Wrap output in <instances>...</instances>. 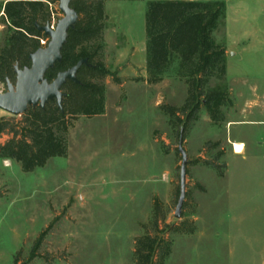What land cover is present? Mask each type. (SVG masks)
<instances>
[{
    "label": "rangeland",
    "instance_id": "rangeland-1",
    "mask_svg": "<svg viewBox=\"0 0 264 264\" xmlns=\"http://www.w3.org/2000/svg\"><path fill=\"white\" fill-rule=\"evenodd\" d=\"M45 5L54 28L63 16L58 0ZM146 9L147 0L104 1L108 17L98 59L120 83L111 75L102 80V115L71 121L66 156L51 158L30 173L0 159V264H134V239L154 198L165 223L172 225L165 264H264V30L253 38L239 36L247 29L242 25L250 23L248 13L237 36L227 38L237 53L227 59L226 77H213L206 87L226 91L231 104L220 108L219 123L201 107L182 136L185 197L176 219L180 127L176 118L170 123L165 108L182 107L186 85L176 77L173 56L162 80L146 83L147 74L129 68L127 54L116 53L115 42L121 41L111 27L140 37ZM257 24L264 29L263 22ZM5 33L0 19V49ZM211 37L216 45L224 42L221 26ZM47 42L40 40L43 47ZM137 60L146 62V53ZM5 91L0 82V93ZM253 92L260 101L253 100ZM0 118L11 124L22 120L3 111ZM9 138L1 135L0 143ZM235 141L244 143L238 155Z\"/></svg>",
    "mask_w": 264,
    "mask_h": 264
},
{
    "label": "trees",
    "instance_id": "trees-1",
    "mask_svg": "<svg viewBox=\"0 0 264 264\" xmlns=\"http://www.w3.org/2000/svg\"><path fill=\"white\" fill-rule=\"evenodd\" d=\"M44 1V2H43ZM52 0H10L0 4L2 20L6 23L4 45L0 49V82L14 84V66L29 67V55L43 47L46 39L35 25L49 24L48 6ZM105 0H71L70 6L77 14L74 27L67 32L61 50V62L48 70L45 78L51 81L56 74L86 59L77 73L78 83L67 80L62 86L64 96L61 108L55 100L43 108L35 107L21 115L19 124L0 118V136L10 138L0 143V159L20 165L22 172L30 173L43 167L55 157L67 154L66 135L77 117L100 116L105 109V87L102 80L111 75L120 80L99 60L103 48V29L106 21ZM223 1L148 0L145 14L146 73L148 84L162 80V72L171 57L176 58V77L186 85V98L179 110L167 107L166 113L176 118L182 136L188 126L197 120L204 108L210 120L222 122L220 108L230 105L228 94L220 88H207L208 81L225 75V51L214 44L211 33L223 17ZM179 115V116H178ZM178 193V191H177ZM162 224V228L160 227ZM141 235L134 239V264H165L170 252L166 236L172 225L165 223V215L157 198L146 223L141 224ZM43 233L36 238L30 259L39 248ZM16 262V259H14Z\"/></svg>",
    "mask_w": 264,
    "mask_h": 264
},
{
    "label": "water",
    "instance_id": "water-1",
    "mask_svg": "<svg viewBox=\"0 0 264 264\" xmlns=\"http://www.w3.org/2000/svg\"><path fill=\"white\" fill-rule=\"evenodd\" d=\"M71 0H58V10L63 15L55 27L49 24L38 26L37 30L48 39L45 47L37 49L29 55L30 66L19 69L14 66L15 82H7L6 91L0 93V111L12 116L24 114L28 108H43L51 100H55L61 108L64 96L62 86L69 80L78 83L76 73L82 65H88L86 59H80L71 68L60 71L55 78L48 81L45 74L55 64L61 62V50L66 42L67 32L77 21V14L70 6ZM182 129L178 138V152L181 156L179 171V194L174 210V218H180L181 208L185 197L186 154L182 148Z\"/></svg>",
    "mask_w": 264,
    "mask_h": 264
},
{
    "label": "crops",
    "instance_id": "crops-1",
    "mask_svg": "<svg viewBox=\"0 0 264 264\" xmlns=\"http://www.w3.org/2000/svg\"><path fill=\"white\" fill-rule=\"evenodd\" d=\"M10 1V0H0V4H4L5 2ZM111 1V0H107ZM197 1H211V0H197ZM212 1H223L225 4V11L223 14V17L218 20L216 23L217 26H221L222 31L225 35V40L224 42L220 44H215L218 47H222L225 51V75L228 72V63L227 59L228 57H234L235 54L237 53L236 51H232V46L235 44H229L227 41V38H233L235 37V34L237 36L236 32L240 31L239 36H247L252 38L257 35L256 33L258 31L264 30V29H259L263 27V24L259 25L260 27L258 28L257 21H261L264 23V0H212ZM107 3V2H106ZM105 3V5H106ZM148 4V0H147ZM250 14V23L246 24L244 23L242 25V22L245 21L247 18V14ZM146 14V11H145ZM257 14V15H256ZM106 15V14H105ZM107 16V15H106ZM255 16V17H254ZM257 16V19H256ZM2 17V10L0 9V19ZM108 17V16H107ZM109 20V18H108ZM110 22V20H109ZM111 25V23H110ZM242 25V27H245L247 29H242L239 30V26ZM112 31L115 35V38L117 41H121L120 44L115 42V51L117 54H127L126 59L128 61V67L131 69H141L143 70L145 76H146V62L139 63L137 60L138 54L144 55L146 53V30H145V15L143 18V24H142V34L140 37L133 38L132 35L129 33V31H118L115 26L111 25ZM214 28V29H215ZM114 29V30H113ZM213 29V30H214ZM239 30V31H237ZM246 30V31H245ZM213 32V31H212ZM264 32V31H263ZM129 33V34H128ZM212 34V33H211ZM244 45L246 44L245 42L237 43L236 45ZM244 47V46H243ZM243 49V48H241ZM118 56V55H117ZM143 77L144 80L146 77ZM253 100H258L260 101V97L253 92ZM257 106H261L260 102L256 104ZM244 111V110H243ZM255 123V122H254ZM232 143H241L244 146V143L241 141H235Z\"/></svg>",
    "mask_w": 264,
    "mask_h": 264
},
{
    "label": "bare ground",
    "instance_id": "bare-ground-1",
    "mask_svg": "<svg viewBox=\"0 0 264 264\" xmlns=\"http://www.w3.org/2000/svg\"><path fill=\"white\" fill-rule=\"evenodd\" d=\"M243 145L240 143H234L233 144V152L234 154H240L242 153Z\"/></svg>",
    "mask_w": 264,
    "mask_h": 264
},
{
    "label": "built area",
    "instance_id": "built-area-1",
    "mask_svg": "<svg viewBox=\"0 0 264 264\" xmlns=\"http://www.w3.org/2000/svg\"><path fill=\"white\" fill-rule=\"evenodd\" d=\"M42 42V41H41ZM42 45H44V42H42Z\"/></svg>",
    "mask_w": 264,
    "mask_h": 264
}]
</instances>
